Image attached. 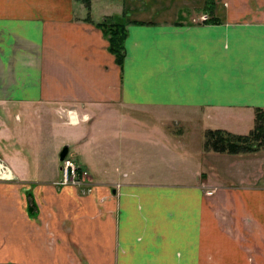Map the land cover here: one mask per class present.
I'll return each mask as SVG.
<instances>
[{"label":"crops","instance_id":"1","mask_svg":"<svg viewBox=\"0 0 264 264\" xmlns=\"http://www.w3.org/2000/svg\"><path fill=\"white\" fill-rule=\"evenodd\" d=\"M207 3L0 0V112L39 111L70 135L90 179L60 182L59 156L33 172L44 177H20L29 166L2 143L13 125L0 114V264H264V148L202 142L187 151L190 172L163 169L155 152L176 155L178 137L123 112L184 110L203 134L252 127L264 0ZM115 14L126 19L121 64L99 24Z\"/></svg>","mask_w":264,"mask_h":264},{"label":"rangeland","instance_id":"2","mask_svg":"<svg viewBox=\"0 0 264 264\" xmlns=\"http://www.w3.org/2000/svg\"><path fill=\"white\" fill-rule=\"evenodd\" d=\"M15 109L18 110L17 113L19 116L15 115ZM121 109L124 108L121 107ZM123 112H127L135 117L143 119L146 124H148V126H146L147 130H168L172 132L173 136L178 137V153L175 155L173 152H165V157H161L158 156L159 154L157 152H155L158 163L154 166L174 171L177 169V172L185 171V173L190 172L193 169L195 164L191 162V159L193 158L190 157L191 155L187 153V151L194 153L197 151L200 152V145H202L204 138L203 128L201 131L199 123L196 122L198 118H195L194 116L190 117L189 115H191V113L184 110L164 109L161 111L152 110L144 112L126 110ZM0 114L2 119H4L7 124L13 125V135L8 139V141H2V143L7 144L11 148H16V153L21 154L22 158H24L26 164L29 166L30 172L25 176L20 177H44L43 174L37 175L33 174V172L36 171V169L49 164L53 156L58 160L59 150L64 143L67 142V140L62 139H68L70 138V135L66 133H55L53 131L54 128L43 120L42 116H40L41 114L37 110L32 111L30 109L26 112L21 108L10 107L8 105L7 111L2 110ZM205 119L210 123L213 121L211 120V117L208 116H205ZM160 120H163V123H161ZM165 121H167V123H164ZM153 124L155 125V128L153 127ZM105 126L110 125L105 124ZM104 130H106L105 127L100 126L98 128L99 134L104 135ZM58 137L61 138L58 139ZM94 137H96V133L94 134ZM258 148H264V144L260 145ZM210 150L214 149L210 148ZM66 153L67 155H72L75 159L81 161L78 157L79 154H77V149L73 146L72 142L69 144ZM58 161L61 162V160ZM91 161L97 167L101 166L100 160L91 159ZM61 176L62 170L60 168V177ZM29 183H31V181H29Z\"/></svg>","mask_w":264,"mask_h":264},{"label":"trees","instance_id":"3","mask_svg":"<svg viewBox=\"0 0 264 264\" xmlns=\"http://www.w3.org/2000/svg\"><path fill=\"white\" fill-rule=\"evenodd\" d=\"M88 6L89 0H84ZM211 0H208L210 4ZM210 18H213V16ZM107 37V47L113 52L115 60L121 64L125 54L124 37L126 19L122 14L110 16L99 21ZM264 144V106H256L254 123L247 132H234L224 127H207L204 129V148L229 152L248 151Z\"/></svg>","mask_w":264,"mask_h":264},{"label":"built area","instance_id":"4","mask_svg":"<svg viewBox=\"0 0 264 264\" xmlns=\"http://www.w3.org/2000/svg\"><path fill=\"white\" fill-rule=\"evenodd\" d=\"M206 14H203L205 16ZM10 171L8 165L4 162L0 156V177L6 178L10 174H3L4 171ZM62 176L60 182L82 184L89 182V178L86 175V170L83 165L75 159L72 155H65L61 162Z\"/></svg>","mask_w":264,"mask_h":264},{"label":"water","instance_id":"5","mask_svg":"<svg viewBox=\"0 0 264 264\" xmlns=\"http://www.w3.org/2000/svg\"><path fill=\"white\" fill-rule=\"evenodd\" d=\"M67 149H68V144L64 143V145L60 148L59 153H58L59 159L63 158V156L67 152Z\"/></svg>","mask_w":264,"mask_h":264}]
</instances>
